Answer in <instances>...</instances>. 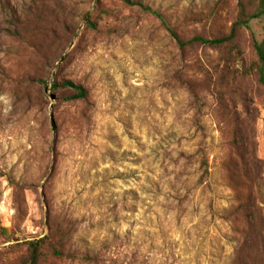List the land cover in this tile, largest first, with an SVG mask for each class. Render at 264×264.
Masks as SVG:
<instances>
[{
	"label": "rangeland",
	"instance_id": "rangeland-1",
	"mask_svg": "<svg viewBox=\"0 0 264 264\" xmlns=\"http://www.w3.org/2000/svg\"><path fill=\"white\" fill-rule=\"evenodd\" d=\"M131 2L0 0V264L52 231L48 264H264V18L180 47L166 26L227 37L239 1Z\"/></svg>",
	"mask_w": 264,
	"mask_h": 264
},
{
	"label": "trees",
	"instance_id": "trees-1",
	"mask_svg": "<svg viewBox=\"0 0 264 264\" xmlns=\"http://www.w3.org/2000/svg\"><path fill=\"white\" fill-rule=\"evenodd\" d=\"M124 3L131 5V0H122ZM239 1V13H238V22L234 25L231 33L227 37L221 38H205L202 36H197L191 39L188 42L182 41L176 33L166 26L168 32L171 34L172 38H174L177 44L180 47H185L189 44H199L203 47L218 49L222 46L230 43L234 39V33L236 26H244L248 27L249 24L254 20H260L264 18V0H250V4H256V9L254 13L248 12L247 5L243 2V0ZM146 11L150 12L152 15L156 16L165 25V21L162 16L157 12L151 11L149 8H144ZM92 25V28H95L96 25L94 22L89 21ZM256 56L258 59V68L257 73L259 75V81L264 87V41L258 42L255 41L254 44ZM68 89L74 92V95L69 97L68 100H86L88 97L87 89L81 85L75 84L72 81H63L62 83H54L52 86L53 91H59ZM199 170L201 172L200 177L198 179L199 184H204L208 180L209 172L208 170L203 169V165H200ZM244 209V207H243ZM247 223L249 225V233L244 239V244L248 246V248H253L254 246L260 247V242L264 247V231L262 230L260 233L258 231L259 227L255 225L252 214L249 213L247 215ZM21 248L25 250V254L19 259L18 262H14L13 264H48L46 259L51 257L53 259H60L63 257V246L61 240L57 237L55 232H50L46 236L41 239H34L25 243Z\"/></svg>",
	"mask_w": 264,
	"mask_h": 264
},
{
	"label": "water",
	"instance_id": "water-1",
	"mask_svg": "<svg viewBox=\"0 0 264 264\" xmlns=\"http://www.w3.org/2000/svg\"><path fill=\"white\" fill-rule=\"evenodd\" d=\"M46 93H48V89L46 90ZM51 99L55 100V97L53 95H51ZM51 126H52V129H53L54 134H55L56 133V122H55L53 114H51Z\"/></svg>",
	"mask_w": 264,
	"mask_h": 264
}]
</instances>
